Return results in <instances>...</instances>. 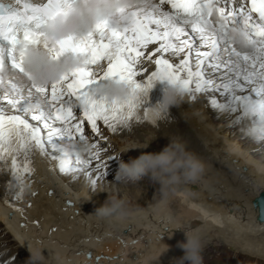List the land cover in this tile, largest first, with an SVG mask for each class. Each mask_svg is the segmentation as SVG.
Masks as SVG:
<instances>
[{"label":"snow or ice","instance_id":"1","mask_svg":"<svg viewBox=\"0 0 264 264\" xmlns=\"http://www.w3.org/2000/svg\"><path fill=\"white\" fill-rule=\"evenodd\" d=\"M72 2L25 0L22 8L0 3L2 98L20 113L5 115L0 108V160H7L16 167L20 154L39 146L59 161L60 171L84 172L90 182L95 183L96 169L106 167L100 154L105 151L104 147L99 145L88 160L81 159L77 153L73 162L66 144L76 139L81 142L92 139L87 125L91 126L97 141L109 139L101 121L113 133L130 129L133 124L148 122L159 126L158 122L167 121L168 111L157 112L156 105L148 103L149 93L158 82L165 83L166 88L179 85L182 99L188 102L207 97L216 111L236 113L234 123L240 125L241 134L264 142V0H251L250 7L245 6L246 0H224L225 7L234 2L236 8L227 12L225 7L219 8L221 19L215 26L208 19L207 9L219 0H143V4L120 9L118 19L99 21L93 31L84 35L73 34L41 45L43 23ZM254 13L258 14V22L253 20ZM186 27L198 36V40L189 35ZM236 28L243 30L253 49L242 57L231 40L230 34ZM22 41L41 45L54 60L75 56L82 58L83 63L57 81L38 84L25 73L23 59L17 54V45ZM157 42L158 47L148 59L156 56L154 64L158 67L150 71L145 65V73L150 74H142L137 65L142 63L144 50ZM194 44L207 46L208 51H197L193 58ZM169 52L172 56L183 55L173 64L162 55ZM217 61L226 69L221 74L223 79L213 75ZM102 63L106 67L100 68ZM9 68L28 81L26 88L13 83L14 78L5 79ZM254 80L260 83L245 94L246 82ZM113 82L132 86L139 91L140 97L121 101L118 97L102 94L100 89ZM220 93L225 96L224 102L219 100ZM32 100L36 101L35 107L30 106ZM74 104L82 110L84 118L77 120ZM28 115L31 120L40 122V126L30 123L25 118ZM57 121L59 127L55 126ZM42 128L46 130L43 134ZM118 158L117 155L108 159ZM93 160L99 163L93 165ZM21 163L25 172L30 171L27 158ZM104 175L106 173L102 172L101 176Z\"/></svg>","mask_w":264,"mask_h":264},{"label":"bare ground","instance_id":"2","mask_svg":"<svg viewBox=\"0 0 264 264\" xmlns=\"http://www.w3.org/2000/svg\"><path fill=\"white\" fill-rule=\"evenodd\" d=\"M138 3L143 4V0H136L135 4ZM191 36L198 40L195 35ZM158 45L159 42L150 44L148 50H144L146 59L138 64L140 71L144 72L145 65L149 70L155 67L156 56L153 60L148 56ZM197 51H208V48L194 44L193 58ZM162 55L175 64L183 54L172 56L169 52ZM217 65L213 75L223 79L221 74L226 69L220 61ZM248 71H252L251 66ZM11 78H14L13 83L26 88L27 80ZM259 83V80L246 82L244 93ZM24 94H27L26 90ZM11 95L9 93V98ZM2 96L3 91H0V108L9 115H19ZM218 96L220 102H224V94ZM35 104L32 100L30 106L35 107ZM168 112L169 119L156 127L140 123L117 133L103 127L109 137L107 140L97 141L96 134L87 128L92 137L87 142L97 147L90 153L79 151L81 141L78 139L69 141L66 147L73 162L77 153L81 159L88 160L99 145L104 147L106 152L100 154L106 167L96 169L95 183L90 182L84 172L60 171L59 161L39 146L20 154V161L27 158L30 171L25 172L20 163L16 166L19 171L8 178L17 176L22 183L15 188L14 183L7 181V187L0 189V224L6 223V232L23 243L26 253L29 252L28 242L40 246L45 258L43 264H172L178 254L184 253L180 243L186 240V232L198 234L203 240L202 235L209 230L210 233L214 231L215 239H222L236 251L264 258V221L258 220V212L252 204L254 197L264 189V142L243 136L240 125L234 123L237 114L216 111L209 105L207 97L193 102L183 100ZM25 118L40 126V122L31 120L30 115ZM55 126L59 127L60 122L57 121ZM235 129L237 135L231 137ZM45 131L42 128V134ZM174 137L185 141L188 149L205 162L206 170L199 181L177 186L166 198L156 183V191L149 194L140 185L118 182L114 165L118 166L123 160L122 154L135 159L142 152H159ZM145 144L147 148L128 150L130 146ZM114 148L118 152L112 150V156L119 158L109 161L107 153ZM97 163L93 160V165ZM102 172L106 175L101 176ZM112 179L117 182H111ZM114 184L119 185V192L126 193L121 199L137 210V215L125 222L97 221L90 213L108 200L104 199L107 192L104 188L114 189ZM101 190L105 192L103 195ZM173 196L185 206L187 213H183L184 216L171 213L167 198L170 201ZM168 217L174 223H169ZM22 237H27L28 241L22 242ZM204 244L206 246L208 242L204 241ZM129 248L138 250L137 255L131 256L134 251L125 252L122 258L116 255V251Z\"/></svg>","mask_w":264,"mask_h":264},{"label":"clouds","instance_id":"3","mask_svg":"<svg viewBox=\"0 0 264 264\" xmlns=\"http://www.w3.org/2000/svg\"><path fill=\"white\" fill-rule=\"evenodd\" d=\"M136 0H73L56 16L49 18L41 27L44 33L43 42L54 43L73 34L84 35L95 29L96 24L104 19H118L122 8L134 5ZM231 40L240 48L248 47V39L242 29L231 32ZM35 43L20 42L17 54L23 59L26 74L38 84H50L59 80L65 73L82 65L80 57L69 56L63 60H54L48 50ZM105 96L118 97L121 101L138 99L139 91L123 82L105 84L101 89ZM179 85H171L164 91L162 102L156 105V111H169L173 106H179L183 99ZM148 145H133L128 148H147ZM82 154L90 153L92 146L83 141L79 143ZM206 170L203 159L188 149L187 144L179 137L171 138L170 143L159 152H142L137 158L125 162L121 160L116 179L122 182L138 183L148 176L160 186V191L166 198L169 191H174L181 184L196 183ZM100 222H125L137 215L126 200L109 196L108 200L97 207L93 213ZM169 223H174L168 217ZM186 240L180 243L184 250L181 257L175 258L176 264H203L204 241L198 234L186 232ZM28 241L22 237V242ZM30 256L27 264H43L44 256L40 246L28 242ZM167 250V249H166Z\"/></svg>","mask_w":264,"mask_h":264},{"label":"rangeland","instance_id":"4","mask_svg":"<svg viewBox=\"0 0 264 264\" xmlns=\"http://www.w3.org/2000/svg\"><path fill=\"white\" fill-rule=\"evenodd\" d=\"M220 118H218V119H220ZM227 130H228V128L225 129V132ZM236 131H237L236 129L233 130V132L231 133V137H233L235 134L237 135ZM229 133L230 132H228V135H229ZM237 140H238V138H237ZM92 148L93 149L97 148L96 144H94V146ZM112 150L114 153L118 152V149H116V148L111 149L107 153V157H112V155L114 154V153H112ZM249 151H251V150H249ZM102 152H106V151H102ZM122 158H123V161H125V162L133 160V159H129L128 156H126V154H122ZM119 165L118 166L116 164L114 165V170L116 171V173L119 170ZM84 176L86 177V175H84ZM110 181L111 182H117L116 179H112ZM118 182H121V181H118ZM122 183L140 185L141 187L145 188V190L147 189L149 194H153L157 189L156 184L148 176H145L144 179L139 181L138 183H128V182H122ZM118 186L119 185L114 184V189L113 188L110 189V187L109 188L105 187L104 191L105 192L107 191L106 193L103 192V190H101L102 195L105 193L104 199H108L109 196L115 197V198H121V196L125 195L126 194L125 192H119ZM101 189H102V187H101ZM167 201H168V206L171 210V213L174 216H178L181 214H182L181 216H184L183 213H187L185 210V206L182 204V202L179 201V199L176 196L171 197L170 201L167 198ZM190 210H192V209H190ZM190 213H193V212L190 211ZM1 228L3 230H1ZM0 230H1L0 231V259H1L0 264H27L30 253L28 251L26 253L23 243L21 244V242L18 239H16L15 236H12L10 233L6 232L8 230L6 223L1 222ZM210 231L211 230H209L206 233L207 235L206 234L202 235V237L204 238L203 241H207L209 244V245L207 244L203 250V264H264V258H255V257H252L250 255H247L243 251L239 252L236 250H232L231 247L227 244V242H224L222 239H215L214 231L211 233H210ZM127 251L128 252L134 251V253L132 252L133 254H131V256L132 255L136 256L137 253L135 254V252H137L138 250L133 249V248H129V250H126V251L125 250H118V251H116V255L118 257L120 256V258H122L125 256L124 254ZM177 256L181 257L182 252L180 254H178ZM177 256H176V258H178ZM172 264H176L175 259L172 262Z\"/></svg>","mask_w":264,"mask_h":264},{"label":"water","instance_id":"5","mask_svg":"<svg viewBox=\"0 0 264 264\" xmlns=\"http://www.w3.org/2000/svg\"><path fill=\"white\" fill-rule=\"evenodd\" d=\"M255 209L258 212V220L264 221V189L252 201Z\"/></svg>","mask_w":264,"mask_h":264}]
</instances>
